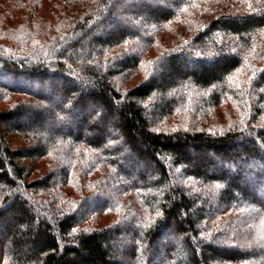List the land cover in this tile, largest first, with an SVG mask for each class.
Wrapping results in <instances>:
<instances>
[{"label": "trees", "instance_id": "obj_1", "mask_svg": "<svg viewBox=\"0 0 264 264\" xmlns=\"http://www.w3.org/2000/svg\"><path fill=\"white\" fill-rule=\"evenodd\" d=\"M0 264H264V0H0Z\"/></svg>", "mask_w": 264, "mask_h": 264}, {"label": "rangeland", "instance_id": "obj_2", "mask_svg": "<svg viewBox=\"0 0 264 264\" xmlns=\"http://www.w3.org/2000/svg\"><path fill=\"white\" fill-rule=\"evenodd\" d=\"M160 4V3H159ZM159 4H158V2L157 3H155V4H153V6H155V7H157V6H159ZM124 23V22H123ZM125 25V24H124ZM132 29V28H131ZM192 47V46H191ZM191 47H188V49H186L185 51H184V53H186L189 57H193L194 56V54H196L197 55V51L196 50H201V48H196V49H194V48H191ZM202 52H205L204 54L205 55H207V54H209V53H207V51L206 50H201ZM186 55V56H187ZM186 63L189 65V66H191V65H193L194 63H192L191 61H186ZM101 204V202H99V203H97L96 205H100ZM90 205H94V203H91ZM256 232H260L261 233V231L260 230H257ZM153 254H155V255H159V257L160 256H163V254H158L157 252H154ZM156 262V261H155ZM127 263V262H126Z\"/></svg>", "mask_w": 264, "mask_h": 264}]
</instances>
